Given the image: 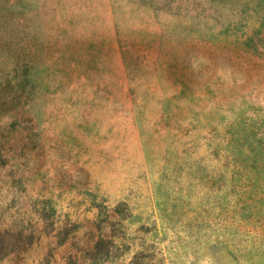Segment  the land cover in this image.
I'll return each mask as SVG.
<instances>
[{"label":"rangeland","instance_id":"obj_1","mask_svg":"<svg viewBox=\"0 0 264 264\" xmlns=\"http://www.w3.org/2000/svg\"><path fill=\"white\" fill-rule=\"evenodd\" d=\"M0 264H264V0H0Z\"/></svg>","mask_w":264,"mask_h":264}]
</instances>
